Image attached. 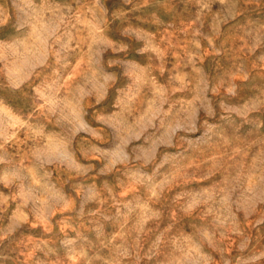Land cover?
<instances>
[{"label": "rangeland", "instance_id": "rangeland-1", "mask_svg": "<svg viewBox=\"0 0 264 264\" xmlns=\"http://www.w3.org/2000/svg\"><path fill=\"white\" fill-rule=\"evenodd\" d=\"M0 264H264V0H0Z\"/></svg>", "mask_w": 264, "mask_h": 264}]
</instances>
